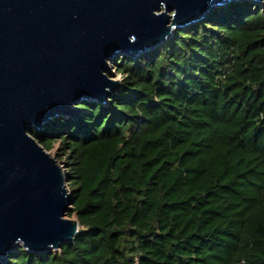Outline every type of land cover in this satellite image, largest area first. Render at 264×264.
Returning a JSON list of instances; mask_svg holds the SVG:
<instances>
[{
    "label": "trees",
    "instance_id": "1",
    "mask_svg": "<svg viewBox=\"0 0 264 264\" xmlns=\"http://www.w3.org/2000/svg\"><path fill=\"white\" fill-rule=\"evenodd\" d=\"M114 66L105 103L29 132L56 149L77 234L4 264H264V5L215 8Z\"/></svg>",
    "mask_w": 264,
    "mask_h": 264
},
{
    "label": "water",
    "instance_id": "2",
    "mask_svg": "<svg viewBox=\"0 0 264 264\" xmlns=\"http://www.w3.org/2000/svg\"><path fill=\"white\" fill-rule=\"evenodd\" d=\"M234 1L244 0H0V264L18 248L57 251L79 228L64 168L30 129L83 100L105 103L120 88L115 59Z\"/></svg>",
    "mask_w": 264,
    "mask_h": 264
},
{
    "label": "rangeland",
    "instance_id": "3",
    "mask_svg": "<svg viewBox=\"0 0 264 264\" xmlns=\"http://www.w3.org/2000/svg\"><path fill=\"white\" fill-rule=\"evenodd\" d=\"M109 77H111L112 79H115V80H118L120 81L121 78L119 75H117L116 71H115V66H114V63H111L110 64V72H109ZM50 154H52V156H55L56 157V149H53L51 151H49ZM71 219H75V218H71Z\"/></svg>",
    "mask_w": 264,
    "mask_h": 264
},
{
    "label": "clouds",
    "instance_id": "4",
    "mask_svg": "<svg viewBox=\"0 0 264 264\" xmlns=\"http://www.w3.org/2000/svg\"><path fill=\"white\" fill-rule=\"evenodd\" d=\"M173 16L175 15V13L172 14ZM132 41H135V37L131 38Z\"/></svg>",
    "mask_w": 264,
    "mask_h": 264
},
{
    "label": "bare ground",
    "instance_id": "5",
    "mask_svg": "<svg viewBox=\"0 0 264 264\" xmlns=\"http://www.w3.org/2000/svg\"><path fill=\"white\" fill-rule=\"evenodd\" d=\"M52 155V154H51Z\"/></svg>",
    "mask_w": 264,
    "mask_h": 264
}]
</instances>
